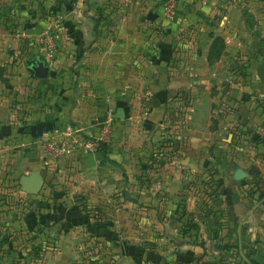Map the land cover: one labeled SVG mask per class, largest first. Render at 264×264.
<instances>
[{
  "label": "crops",
  "instance_id": "crops-1",
  "mask_svg": "<svg viewBox=\"0 0 264 264\" xmlns=\"http://www.w3.org/2000/svg\"><path fill=\"white\" fill-rule=\"evenodd\" d=\"M83 1L85 0H81L79 4ZM164 1L87 0V6L82 8L79 5L75 10L70 4L71 1L59 9L52 6V0H47L45 10H49V13L61 11V14H65L66 29L71 31V40L65 41V48L80 52L68 56L60 54L52 61L35 54L38 48L33 47L45 27L58 25L52 20L39 18L42 11L40 6L34 4L36 0H0V133L2 129L9 128L15 122L21 124L19 118L26 121V111L33 113L34 120H41L42 107L48 108V113L45 114L46 123L33 121L29 133L20 136L19 139L22 146L18 148L20 155L25 153L31 155L19 159L20 164L31 168L28 170L29 173L39 171L46 182L44 171L50 170L47 174L56 181L53 182L56 189L71 192L74 200H81L87 205L102 202L105 207L117 208L120 204L127 207L129 204L136 205L139 202V205L150 210L149 215L154 219L160 205L168 204V199L173 197L174 192L183 188L185 181L184 171L170 161L165 163L161 160L162 165L151 169L153 173L150 170L148 172L146 168H138L140 161L153 159L152 143L155 136L161 133L158 128H163L165 123L170 134L177 138V150L171 154L174 162L184 160L188 169L195 171L200 165V160L207 158L205 155L209 156L206 150L201 151L202 147L213 141V145L220 148L226 133L235 130L233 128L235 122L233 124L228 121L229 115L227 117L224 115H227L224 113L227 108L229 111L227 104H224L226 99L223 98L227 88L223 87L219 80L227 79L219 74L228 70L223 68L226 65L224 62L228 61L225 32L215 28L217 33L214 36L204 35L201 24L192 25V10L186 8L185 0L178 8V17L176 16L174 20L165 18ZM198 14L206 15L203 10H199ZM143 18L145 22H141ZM76 20L78 22H75ZM193 21L196 22L194 18ZM58 30L60 35L63 34V29ZM217 30L221 32L218 33ZM217 38L220 39L218 44L220 53L217 47L213 50ZM26 59H30V63L44 61L49 67L50 80H54L56 75H63L64 68L66 70L75 65L82 69V77L88 82H85L86 86L77 90H69L62 97L61 100H64H60L62 110L56 107L59 96L51 84L47 95L41 91L37 92V95L42 94L46 99L43 102L45 104H41V101L35 99L36 87L38 83H44L43 87L46 88L50 80L40 82L39 80L44 78L31 79L30 72L25 69ZM220 66L222 70L219 69ZM65 75L66 80L73 78L68 71H65ZM261 83L264 87V80H261ZM202 96L211 97L205 106L202 105ZM247 107V116L253 118L250 119L252 123L259 124L257 119L260 118L261 110L256 108L253 99L248 100ZM118 108H123L125 119L115 117ZM28 119L32 120V116ZM70 121H78L89 135L104 137L108 132L107 127L114 126L113 135L117 138L113 137L111 140L113 142L109 153L111 161L99 162L101 156L98 151L95 154L76 150L58 157L57 160L52 159L53 156L50 154H44L38 143L40 139H33L42 133L40 138L46 137L53 130L46 131L48 128L56 124L63 127ZM262 123L264 127V121ZM230 136L229 133L228 138ZM32 140L34 145L29 148ZM143 141L147 143L152 141L149 149L139 152L137 157L132 156L135 152L133 147ZM11 149L12 146L6 137L0 136V157L9 155ZM248 151L252 152L249 145ZM220 155L213 152V160H218ZM214 165L217 170H214L213 185L219 187L221 179L215 177L228 175V168ZM28 171L22 175L29 174ZM235 171L236 169L232 178L237 180L234 177ZM151 173L161 176V179L155 182L153 178L148 177V174L152 175ZM141 174H145L146 182L143 184L145 188L140 198L135 194L132 196L130 194L127 199L111 197L116 191H121L122 194V190L128 189L127 187L131 186L133 190L138 188V183H134V179ZM158 189L164 194L161 198L156 197ZM79 191L83 194L81 192L79 194ZM77 208L81 207L68 206L64 211V217L61 216L67 225H71L72 222L74 224L84 222L83 211ZM5 212V201L0 200L1 218L7 215ZM115 213L120 214L121 211L116 210ZM19 218L15 222L19 225L18 228L22 225ZM22 222L24 223V220ZM121 222L119 218L116 225ZM53 226L57 239L61 241L60 248L55 253L56 257L67 261L72 255H79L76 247L73 248L71 245L75 231L71 233L67 229L64 231L61 229L62 226L56 223ZM115 230L116 228L112 226L99 228V241L103 242L105 248L103 252H98L97 264H139L137 252L126 243H122L123 241H119L117 237L120 234L118 231L117 234L114 233ZM194 232L193 238H196L197 232ZM84 233L81 235L86 239H92L94 236L88 235L90 232ZM128 236L129 238L132 236L130 228ZM119 238L124 240L127 236L123 234ZM21 239V236L17 237L15 244H19ZM188 243L181 240L175 242L173 247L165 244L162 247L166 256L165 264L179 263L180 257L184 259L186 253L180 248Z\"/></svg>",
  "mask_w": 264,
  "mask_h": 264
},
{
  "label": "rangeland",
  "instance_id": "rangeland-1",
  "mask_svg": "<svg viewBox=\"0 0 264 264\" xmlns=\"http://www.w3.org/2000/svg\"><path fill=\"white\" fill-rule=\"evenodd\" d=\"M46 1L36 0L34 3L36 6L41 7L42 13L39 18L52 20L58 27L48 25L42 30L37 43L33 47V49L38 48L35 54L49 60L46 32L54 36L57 48L52 61L57 59L60 54L67 56L79 54L78 50L72 49L73 51H69L65 48V41L71 40V31L66 29L65 14H61V11L56 13L51 11L49 13V10L44 9ZM69 1H71L70 4L73 5L75 10L78 9L79 5L82 8L87 6V0L83 1L84 4H79L81 0H52V6H57L60 9ZM167 1L165 0L163 5ZM182 1L175 0V16L168 17L164 14L165 18L174 20L176 16L178 17L177 11ZM184 4L186 8L192 10V25L201 24L204 35L214 36L217 33L214 30L215 28H220L222 32H225L228 61L224 62L226 65L223 68H227L228 73L221 72L219 74H222V77L228 80H219L223 87L227 88L223 98L226 99L224 104H227L229 111L227 108V111L224 112L227 115H224L226 117L229 115L228 121L233 122V124L235 122L233 127L235 130L226 133L223 137L224 141H221L223 145L220 148L219 146L216 148L213 141L202 147L201 151L206 150L209 156L205 155L207 158L200 160V165L197 166L198 169L195 171V169H188L189 167L184 163V160L174 162L175 159H172L171 154L177 150V138L170 134L165 123L163 128H158L159 132L161 131L160 135L158 134L159 137L156 135L155 141L153 143L151 141L154 157L152 160H144L140 163L136 160L139 165L138 168H146L148 172L150 170L153 173L151 169L160 166L161 160L165 163L170 161L176 164L174 166L184 171L185 181L183 182V188L181 187V190L173 193V197L168 199V204L160 205L156 216L151 219L150 210L139 205V202L136 205L129 204L127 207L120 204L117 208H114L105 207L102 202L87 205L82 203L81 200H74L71 192L54 187L53 182L56 181L50 176L48 177L47 174L50 170L44 171L46 182L38 195H29L23 192L20 177L22 173L31 168L20 164L19 159L31 155L26 153L20 155L18 148L22 146L19 139L20 136L29 133L33 121L39 120H34L33 113L26 111V121L19 118L22 121L21 124L15 122L9 128L2 129L0 133V136L6 137L7 142L12 146L9 155L0 157V200L5 201V213L7 214L3 218L0 217V264H97L99 261L98 252H103L105 248L103 242L99 241L100 235L98 234L101 226L115 227L114 233L117 234L118 231L119 237L123 234L125 237L127 236L124 240L119 237L117 239L133 248L134 252H137L139 264H165L166 256L163 254L162 247L165 244L173 247L175 242L181 240H186L189 243L180 248V250H183L182 252L186 253V256L184 259L180 257L179 262L201 264L199 263L201 260L202 263L211 261L213 264H264V127L262 126L264 121V87L258 76V66L264 62V0H185ZM199 10H203L206 15L199 16ZM31 16H29L30 19ZM193 18L196 22L193 21ZM141 22H145V19L143 18ZM212 28L213 31H211ZM58 29H63V34L60 35ZM217 31L218 33L221 32L220 30ZM216 46L219 52L220 46L218 44ZM29 60H25V69L30 72V78L36 80L37 78L30 70ZM221 68L222 66L219 67L220 70H222ZM81 70V68L74 65L66 70L64 68L63 75L54 76V80L48 79L49 75L47 78L40 79V82H43V80L50 81L47 83L46 88L43 87L44 83H38L39 85L35 90V99L41 101V104H45L43 102L46 99L43 98L42 94L37 95V92L41 91V93L47 95L51 84L59 96V103L56 104V107L62 110L61 101H64L61 100L62 97L69 90H77L86 86L85 82H88L87 79L82 77ZM65 71L73 75L71 80H66ZM262 87L263 89H261ZM210 98V96H202V105L205 106ZM249 99H253L256 108L261 110L260 118H256L259 124L252 123L250 119L253 118L248 117L246 114ZM216 104L218 103H214V105ZM211 108L213 109V103ZM42 109L40 112L42 117L39 123H46L45 114L48 113V108L44 109L42 107ZM61 110L58 112L60 113ZM257 111L254 112L257 113ZM31 116L32 120L29 121L28 118ZM58 120H60V114ZM168 122L170 121H166V123ZM68 123L79 125L78 121ZM211 124L213 125V123ZM59 125H53L46 131L55 129L57 126L60 127ZM211 127L213 128V126ZM107 130L105 137L89 135L92 138H100V148L102 144L106 145V151L99 154L101 156L99 162L101 163L103 162L102 155L111 161L109 159L110 148L113 145L111 140L113 137L117 138L113 135L114 126L107 127ZM229 133L231 136L228 138ZM40 136L33 140L40 139L38 140L39 146H41L44 154L49 155L44 143H42L45 137L40 138ZM33 140L29 144V148L33 147ZM151 143L145 141L138 143L136 147H133L135 152L132 156L137 157L139 152L148 150ZM248 145L252 147V152L248 151ZM179 147L181 146L179 145ZM213 152L220 153L221 157L218 160H213ZM52 159L57 160L58 157ZM214 164L224 166L225 169L228 168V175L215 177L221 179L219 187L213 185L215 181L214 170H217ZM46 168L48 169V165ZM237 168L249 172V177L234 180L232 174ZM189 172H195V174ZM145 177V174L135 177L134 183H138V188L135 190L130 186V188L127 187L128 189H123L122 194L121 191H116L111 197L127 199L130 194L131 196L135 194L140 198L145 188L143 185L146 182ZM148 177L153 178L155 182L161 179V176L157 174H148ZM131 190H133L132 193ZM81 194L83 193L81 192ZM155 194L157 198L164 196L161 189H158ZM72 205L81 207L77 209L83 211V215L88 212L90 217L84 216L82 224L72 222L71 225H67L66 220L61 216L64 217V211ZM116 210H120L121 213H115ZM18 218L22 223L19 228V225L15 223ZM119 218L122 222L116 225ZM22 220H24V223ZM55 223L60 224L61 229L64 231L66 229L69 233L75 231L71 245L73 248L76 247L79 255H72L67 261L59 260L56 257L55 253L60 248L61 241L57 239L55 228H52ZM23 227L25 230H20ZM129 228L132 233L131 238L128 236ZM19 231L20 233L25 232L20 234ZM85 231L90 232L88 235H94L92 239H86L83 236ZM183 231L187 234L183 235ZM194 231L197 232L196 238H193ZM82 233L84 234L81 235ZM19 236L22 239L19 244H15V239ZM4 239L7 240L6 243Z\"/></svg>",
  "mask_w": 264,
  "mask_h": 264
},
{
  "label": "built area",
  "instance_id": "built-area-1",
  "mask_svg": "<svg viewBox=\"0 0 264 264\" xmlns=\"http://www.w3.org/2000/svg\"><path fill=\"white\" fill-rule=\"evenodd\" d=\"M164 8L168 17L175 16V0H168ZM46 35L47 56L49 60H52L57 48L54 42V36L47 32ZM42 143H44L46 151L53 157H60L76 150H81L86 153H95L101 146L100 138H92L85 132L84 127L72 123L53 129L48 136L42 140Z\"/></svg>",
  "mask_w": 264,
  "mask_h": 264
},
{
  "label": "water",
  "instance_id": "water-1",
  "mask_svg": "<svg viewBox=\"0 0 264 264\" xmlns=\"http://www.w3.org/2000/svg\"><path fill=\"white\" fill-rule=\"evenodd\" d=\"M30 70L33 75L38 78H46L49 75V67L44 61H33L30 63ZM258 74L261 80H264V63L258 67ZM116 118H124L125 113L123 108H118L115 114ZM247 171L242 168L236 169L234 173L235 179H243L248 177ZM45 179L39 171H32L29 174H24L20 178L21 189L27 194L37 195L43 189Z\"/></svg>",
  "mask_w": 264,
  "mask_h": 264
},
{
  "label": "trees",
  "instance_id": "trees-1",
  "mask_svg": "<svg viewBox=\"0 0 264 264\" xmlns=\"http://www.w3.org/2000/svg\"><path fill=\"white\" fill-rule=\"evenodd\" d=\"M219 41H220V39L219 38H217V39H215V42H214V46H213V50H214V48H216L217 46V44H219ZM106 151V145L105 144H102V147L101 148H99L98 149V152L100 153H103V152H105ZM105 156H107V155H105ZM102 161L103 162H106V161H109V160H107V158L105 157L104 158V156L102 155ZM84 216L85 217H87V218H89L90 217V215H89V213L87 212L86 214H84ZM194 228V227H193ZM192 228V229H193ZM196 228V227H195ZM189 233V232H188ZM183 234H187L185 231H183ZM201 261V260H200ZM199 261V263H201V264H213V262H211V261H206V262H200ZM174 264H187V263H185V262H179V263H174Z\"/></svg>",
  "mask_w": 264,
  "mask_h": 264
}]
</instances>
